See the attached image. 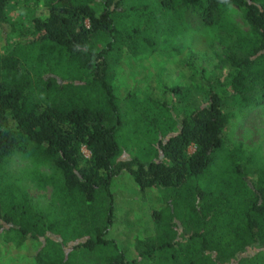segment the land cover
Segmentation results:
<instances>
[{"label": "trees", "instance_id": "obj_1", "mask_svg": "<svg viewBox=\"0 0 264 264\" xmlns=\"http://www.w3.org/2000/svg\"><path fill=\"white\" fill-rule=\"evenodd\" d=\"M9 1L0 0V233L10 234L7 242L35 241L27 264H264V158L227 143L244 110H264V0H20L44 9L30 18L29 31L7 16ZM229 5L246 31L222 16ZM162 10L183 21L194 12L216 29L224 55L187 49L176 61L185 86L167 90L193 87L202 100L176 120L172 97L148 96L167 113L150 121L152 130L165 125L154 158L118 159L113 66L153 46L149 28ZM218 66L224 75L212 81ZM17 154L51 170L31 178L39 188L54 181L62 216L36 209L12 188L4 168ZM122 172L138 199L146 191L159 199L144 215L146 232L129 228L142 219L137 207L125 209L128 229L114 225L112 183ZM112 228L125 231L127 246L107 237ZM66 235L81 239L79 258L64 250Z\"/></svg>", "mask_w": 264, "mask_h": 264}, {"label": "rangeland", "instance_id": "obj_2", "mask_svg": "<svg viewBox=\"0 0 264 264\" xmlns=\"http://www.w3.org/2000/svg\"><path fill=\"white\" fill-rule=\"evenodd\" d=\"M124 1L129 2L131 0ZM134 2L158 4V0H137ZM159 10V7L155 8L156 12ZM43 13L44 9L41 4L35 5L30 1L24 3L20 0H11L6 5L7 16L11 20L16 21L22 31L30 30L29 22L33 15ZM222 16L241 31L247 30V25L241 18L239 10L234 6L229 5L225 8ZM161 17V21L156 22L149 28L151 29L149 36L154 40L153 46L144 48L138 55L129 58L123 57L114 63L113 66L114 70H116L115 79L119 80L114 88L117 111L121 121L117 131V143L120 148L118 159L133 157L141 161H148L154 158L153 141L159 139V135L164 131L165 125L159 124L156 127L157 129L162 126L160 131L159 128L152 130L150 121L153 117L161 119L167 113L153 109L149 105L148 96L163 98L164 94L167 99L172 97L171 107L169 108L170 119L176 120L181 115V112L184 113L190 110L202 100L201 92L193 87H185L183 90L176 92L175 90H167L175 86H185L183 83L185 79L180 74L176 61L187 49L200 50L209 48L217 55L219 60L224 55V44L217 40L216 29L205 27L194 12H192L188 20L184 21L173 17L171 13L165 10L161 11ZM19 38L12 37L11 41H16ZM26 38L28 37L20 38V42L25 41ZM1 48L0 51H2ZM143 72L147 74L155 72L156 75L143 77ZM224 72L225 69L218 66L211 72L210 79L213 81L218 77L222 78ZM154 85L159 86L160 92L154 93L152 91ZM243 112L244 116H240L234 121L227 143L238 145L243 151L251 152L264 158V110L256 107ZM160 136L163 137L162 135ZM192 150V146L187 148L188 153ZM81 151L84 156L88 155V152L83 147ZM4 171L9 177L12 188L23 190L36 209L47 211L54 217L62 216L61 206L54 192V181L52 179L48 180L46 184L39 188L31 178L32 173L36 171L49 177L51 170L33 162L32 159L24 155L17 154L9 158ZM112 186L115 196L114 225L119 223L120 227L121 225L123 226L121 220L124 219L125 209L131 208L132 211L138 209L143 215L142 219L131 223L129 228L146 232L150 228V222L144 220V215L148 216L151 209L159 207V199L157 201L156 196L151 195L148 191L142 194V197L139 196L138 199L137 194H140L137 191L139 190L136 191L133 180L130 176L123 174V172L119 175L117 185L114 182ZM123 228L128 229L127 226H123ZM9 237L10 234L0 233V264H27L31 262L32 250L36 248L35 241L30 240L17 244L15 239L7 242ZM107 237L113 238L123 248L129 242L127 234L121 228L117 230L112 228L107 233ZM62 241L64 250L70 252L71 249H75L74 246L81 242V239L66 235ZM75 250V254L77 253L76 256L79 258L83 253L78 249Z\"/></svg>", "mask_w": 264, "mask_h": 264}]
</instances>
